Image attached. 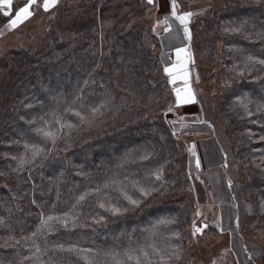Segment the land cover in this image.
<instances>
[{"label":"trees","instance_id":"1","mask_svg":"<svg viewBox=\"0 0 264 264\" xmlns=\"http://www.w3.org/2000/svg\"><path fill=\"white\" fill-rule=\"evenodd\" d=\"M79 2L58 8L66 34L49 19L43 49L21 44L0 56V264H85L69 248L100 252L109 264L111 253L137 264L125 252L147 264L145 249L151 264H160L149 245L179 255L168 264H192L195 201L186 146L158 117L175 97L149 21L156 5ZM180 2L178 12H193L197 23L189 28L192 57L203 55L217 69L221 122L244 178L241 191L254 203L250 229L264 235V0ZM58 118L74 127L57 131ZM38 129L56 133L55 143ZM32 145L44 149L35 159ZM142 188L151 194L142 196ZM49 216L61 222L42 228ZM227 262L236 264L233 256Z\"/></svg>","mask_w":264,"mask_h":264},{"label":"rangeland","instance_id":"2","mask_svg":"<svg viewBox=\"0 0 264 264\" xmlns=\"http://www.w3.org/2000/svg\"><path fill=\"white\" fill-rule=\"evenodd\" d=\"M41 1L38 0V2ZM63 1L60 0L47 12L42 7L37 8L35 16L15 30L5 27L6 20L1 22L0 56L8 54L9 50L16 49L21 44L43 49L44 46L41 43L45 39L46 27L51 25L49 19L56 27L59 26L60 32L66 34L63 24L57 19L58 8L62 6ZM79 1L73 0L74 5L80 3ZM161 1L162 3L159 0H153L156 7L150 11L149 21L161 42L160 57L162 71L165 73L164 68L170 67L176 61V48L186 47L190 52L191 49L190 41L184 37L183 26L170 15L171 31H165V25L157 24L167 16V10L171 11V1ZM16 2L20 4L23 0H16ZM199 13L196 14L200 16L198 18H203L204 16H201L203 13H200L201 15ZM195 22V17L192 16L188 27H194L197 24ZM193 57L192 62L188 63V72L195 102L177 106L173 89L183 87V82L178 80L174 85L169 82L170 78L165 73L171 87V95L175 98L172 106L158 116L170 126L175 139L186 146L184 159L192 178L195 201L193 230L194 226L203 229V232L197 233L193 242L189 244V250L197 255L191 262L193 261L192 264H229L227 260L233 256L236 264H248L249 261H258L259 264L264 253V235L250 229L254 203L241 191L240 185L244 178L235 164L232 148L226 138V127L221 122L222 106L218 103L221 92L215 84L214 75L217 69L207 66L203 55ZM197 159L200 162L199 168L196 167ZM220 159L226 165L228 173L224 172ZM207 175L214 177V188L209 184ZM218 175L227 184H223ZM232 185L231 198L226 201L225 196L228 197L229 187ZM212 189H214L213 193ZM237 205L238 208H236ZM250 256L251 259H249Z\"/></svg>","mask_w":264,"mask_h":264},{"label":"snow or ice","instance_id":"3","mask_svg":"<svg viewBox=\"0 0 264 264\" xmlns=\"http://www.w3.org/2000/svg\"><path fill=\"white\" fill-rule=\"evenodd\" d=\"M58 0H43L42 4L38 2V0H23L22 3L17 4L16 0H0V17L4 18L6 20L5 27L9 30H15L18 28L21 24L25 23L26 21L30 20L32 17L36 14V9L41 8L47 12L52 7H54L57 4ZM149 4H153V0H147ZM259 2V0H258ZM179 5L177 3V0H171V11H170V17L174 18L176 21L179 22L181 26H183V34L184 37L188 40L191 39V32L188 27L189 21L191 17L194 15L193 12H183L182 14H178ZM169 16H165L162 21H158L157 24H163L165 25L164 30L165 31H171V24L169 23L170 20ZM243 25H241L240 28H232L231 31L233 32H240ZM155 31V28L153 29ZM227 31V29H226ZM176 61L170 66L165 67L164 72L167 73L170 80L169 82L172 84H176V82L182 81L183 87H176L173 89L175 92V103L177 106L186 105L195 102V96L192 92L190 83H189V72H188V63L192 62V55L190 51L185 48H176ZM251 59V58H249ZM261 63H264V61H261ZM100 107H103V105L99 107L93 108L92 114H95L100 111ZM264 107V106H260ZM171 110V109H170ZM259 110V109H258ZM68 111H73L72 109H68ZM74 115L77 116L81 122H88L87 118L82 115L80 112L76 111L74 112ZM56 123L60 125V129L57 131L62 130L63 128L67 127L69 129L73 128L74 125L70 123H62L61 119H57ZM38 132L42 133L45 137L52 140L53 143H55L56 140V133L50 132V131H44V129H38ZM27 147V146H26ZM44 149L32 145L31 147V153H32V159H35L36 156L40 155ZM24 161L22 160L21 163ZM196 167H200V162L197 159L196 161ZM157 179H159V176H157ZM142 196H148L150 195V191L147 189H140ZM129 203L135 208L140 206V201L136 199H132L131 197L126 196L125 197ZM84 197H81V200H83ZM105 205L103 203L100 204V207H104ZM129 209L124 208L123 211L127 212ZM121 209L118 207H112L111 212L113 215L121 214ZM53 220L57 222H61V218L49 216L46 220L42 222L41 227L42 228H50L51 223ZM63 226H68V220H63ZM160 223H168V221H160ZM203 229L197 228L194 226L193 235H196L197 233H202ZM17 243H19L17 241ZM149 247L152 248L153 253L158 254L160 257V264H168L169 261L173 259H180L179 255L175 252L166 254L163 250H158L155 248L154 245H149ZM40 249L37 248V252H39ZM69 252L76 253L80 256L81 259L85 261V264H109V261L101 259V253L95 252L93 253L92 249H77V248H69L67 249ZM144 260L147 262V264H151V261L148 260L149 253L145 249L140 250ZM111 256V264H125V261L122 259L117 258L118 253H111L109 254ZM128 260L136 259L137 264H142V261L139 257H133L130 253L125 252L124 254ZM167 256V259L165 257ZM251 259V256L249 257Z\"/></svg>","mask_w":264,"mask_h":264},{"label":"crops","instance_id":"4","mask_svg":"<svg viewBox=\"0 0 264 264\" xmlns=\"http://www.w3.org/2000/svg\"><path fill=\"white\" fill-rule=\"evenodd\" d=\"M161 3H162V1L161 0H159ZM169 1H171V0H169ZM60 2V0H58V2L57 3H59ZM179 2H180V0H177V3H178V5H179ZM158 4L160 5V7H162L161 6V4L158 2ZM179 7H180V5H179ZM196 8V7H195ZM195 8H192V10H194ZM197 10V9H196ZM168 12L166 13L167 14V16H169L170 15V11L169 10H167ZM195 12H198V10L197 11H195ZM179 13V12H178ZM199 13V12H198ZM197 13V14H198ZM201 13V12H200ZM199 13V14H200ZM179 14H182V13H179ZM221 166H222V168H223V170H224V172L225 173H228V171H227V167H226V165L224 164V162L222 161V163H221ZM218 177H219V175H218ZM214 178V177H213ZM228 179V178H227ZM228 181V180H227ZM228 183H229V181H228ZM209 184H211L212 185V187L214 188V185H215V179H214V181L213 182H210ZM211 192L213 193L214 192V189H212L211 190Z\"/></svg>","mask_w":264,"mask_h":264}]
</instances>
